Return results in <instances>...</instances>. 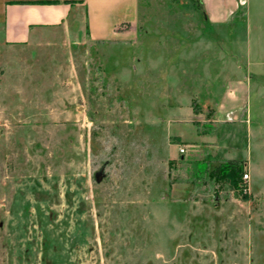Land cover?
I'll return each mask as SVG.
<instances>
[{
    "label": "rangeland",
    "instance_id": "374dc122",
    "mask_svg": "<svg viewBox=\"0 0 264 264\" xmlns=\"http://www.w3.org/2000/svg\"><path fill=\"white\" fill-rule=\"evenodd\" d=\"M107 5L0 29V264H264V50L189 0Z\"/></svg>",
    "mask_w": 264,
    "mask_h": 264
},
{
    "label": "crops",
    "instance_id": "0c3cea01",
    "mask_svg": "<svg viewBox=\"0 0 264 264\" xmlns=\"http://www.w3.org/2000/svg\"><path fill=\"white\" fill-rule=\"evenodd\" d=\"M189 1L191 9L186 17L193 33L199 29L219 33L237 18L243 24L239 33L247 35L244 40L236 39L237 43L244 41L249 45L253 42L256 49L264 50V0ZM107 4L108 0H0L3 41L10 46L23 44L38 31L60 27L68 30L70 26L92 34L98 31V26L87 24L91 11L95 15L106 10Z\"/></svg>",
    "mask_w": 264,
    "mask_h": 264
},
{
    "label": "trees",
    "instance_id": "16d2710c",
    "mask_svg": "<svg viewBox=\"0 0 264 264\" xmlns=\"http://www.w3.org/2000/svg\"><path fill=\"white\" fill-rule=\"evenodd\" d=\"M239 164L240 165H237L235 162H229L219 165L215 170V178L227 181L232 187L238 188L243 172V167L241 163Z\"/></svg>",
    "mask_w": 264,
    "mask_h": 264
},
{
    "label": "built area",
    "instance_id": "2783aa9c",
    "mask_svg": "<svg viewBox=\"0 0 264 264\" xmlns=\"http://www.w3.org/2000/svg\"><path fill=\"white\" fill-rule=\"evenodd\" d=\"M180 152L182 153V152H184V150L183 149H180ZM244 178L246 179V178H248V175H244Z\"/></svg>",
    "mask_w": 264,
    "mask_h": 264
}]
</instances>
